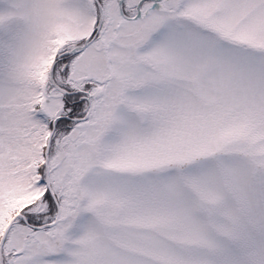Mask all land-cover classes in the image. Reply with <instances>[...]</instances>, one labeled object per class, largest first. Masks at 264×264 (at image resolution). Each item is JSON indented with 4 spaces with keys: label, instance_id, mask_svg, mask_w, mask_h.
I'll list each match as a JSON object with an SVG mask.
<instances>
[{
    "label": "snow or ice",
    "instance_id": "snow-or-ice-1",
    "mask_svg": "<svg viewBox=\"0 0 264 264\" xmlns=\"http://www.w3.org/2000/svg\"><path fill=\"white\" fill-rule=\"evenodd\" d=\"M0 264H264V0H0Z\"/></svg>",
    "mask_w": 264,
    "mask_h": 264
}]
</instances>
